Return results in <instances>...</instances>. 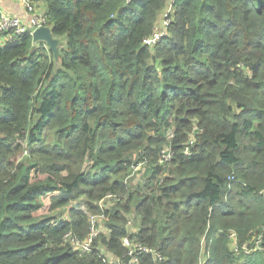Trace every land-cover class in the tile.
I'll list each match as a JSON object with an SVG mask.
<instances>
[{
    "label": "trees",
    "instance_id": "obj_1",
    "mask_svg": "<svg viewBox=\"0 0 264 264\" xmlns=\"http://www.w3.org/2000/svg\"><path fill=\"white\" fill-rule=\"evenodd\" d=\"M44 3L56 56L0 33V264L126 263L132 242L162 256L139 264H264L228 238L264 249V0ZM91 214L107 231L81 253L63 235Z\"/></svg>",
    "mask_w": 264,
    "mask_h": 264
},
{
    "label": "built area",
    "instance_id": "obj_2",
    "mask_svg": "<svg viewBox=\"0 0 264 264\" xmlns=\"http://www.w3.org/2000/svg\"><path fill=\"white\" fill-rule=\"evenodd\" d=\"M18 3L20 5V12L17 13L13 11L0 12V33H2L3 39L9 40L12 39L13 36L20 35L23 33H29L31 35L32 31L35 28L42 25H47V20L44 15V12H39L37 10L36 0H18ZM167 23H168V19L166 18L165 13H163L162 26L165 27ZM159 36L160 35L156 34L155 31H153L151 36L145 39V42L148 43L149 45H152ZM192 141L193 139L190 137L188 143L184 145L183 153L185 155L190 154L188 146L189 144L192 143ZM171 153L172 151L169 145L167 144L164 145V147L162 148V153L159 162L163 163L165 161H168L171 157ZM140 165L141 162H139L136 166H133V171L137 170V168L140 167ZM261 193L264 196V189L261 190ZM109 198H112L111 194H107V197L103 198L102 200H106ZM101 218H103V215L101 214L89 215L88 217V221L90 223L89 232L83 238H79L75 234H72L71 232H67L63 235V239L66 242H68L73 249H77L81 253L90 252L92 247V242L99 233V229L95 228V225L98 223V221ZM261 230L264 231V227H262ZM231 236L233 239L232 246L235 251H237V248H239L242 249L244 252H250L252 249L259 247V240L261 238V233L257 235L253 247H249L246 242L239 245L236 243V238L234 237L233 233L231 234ZM126 245H127L126 255L128 256V261L126 263L122 262L119 257L113 256L110 258L108 257V255L104 254L105 259L113 264H139V257L142 254L150 255L152 258L158 257L162 259V256L159 254L158 251H155V249H153L152 247L144 245L140 242H132ZM153 264H160V263L159 261H154Z\"/></svg>",
    "mask_w": 264,
    "mask_h": 264
},
{
    "label": "rangeland",
    "instance_id": "obj_3",
    "mask_svg": "<svg viewBox=\"0 0 264 264\" xmlns=\"http://www.w3.org/2000/svg\"><path fill=\"white\" fill-rule=\"evenodd\" d=\"M172 1V0H170ZM169 6V1L167 2V6L166 9H168ZM163 13H164V9L162 10V12L159 13V20L155 25L154 31L156 34L158 35H162L165 32V27L162 26V21H163ZM60 45H64V43H60ZM141 170L143 166H140ZM139 174V178L136 179V175ZM142 181V175H140V173H138L137 171L130 177L128 184L130 185H134L136 183H140ZM144 190V187L140 188V191ZM102 200V199H101ZM107 200V199H106ZM106 200H102V204L105 203ZM43 208L40 209V213L41 214H46V215H58V213H60L61 217H67L68 216V206L67 207H60V208H56L54 210L48 209V205H49V201L48 198H43ZM108 206H106L107 208ZM131 220V223L129 224V232H134L136 230V225L134 224L133 220ZM107 221L106 217L103 216V218H101L98 223L95 225V228L99 229V233H102L103 231H107V226L105 225V222ZM98 233V234H99ZM106 255H108V257H113V255L107 253L106 251H104ZM202 260V259H201Z\"/></svg>",
    "mask_w": 264,
    "mask_h": 264
},
{
    "label": "crops",
    "instance_id": "obj_4",
    "mask_svg": "<svg viewBox=\"0 0 264 264\" xmlns=\"http://www.w3.org/2000/svg\"><path fill=\"white\" fill-rule=\"evenodd\" d=\"M36 4H37V10L39 12H45V3H44V0H37L36 1ZM2 11H13L15 13L20 12V5L18 3V0H0V12H2ZM263 205H264V202H263ZM129 223H131V220H129ZM232 233L234 234V237L236 238V235H235L234 231L231 230L229 232V234H228V238L230 240V245L229 246H230V248H231L232 251L237 252V251H235L233 249V246H232V244H233V239H232V236H231ZM236 243L239 244L237 242V239H236ZM252 250H259L261 252H264V249L263 248H260V246L257 247V248H255V249H252ZM246 253H249V252H246ZM204 259H205V257H203V256L201 257L200 256L199 262L201 263Z\"/></svg>",
    "mask_w": 264,
    "mask_h": 264
},
{
    "label": "water",
    "instance_id": "obj_5",
    "mask_svg": "<svg viewBox=\"0 0 264 264\" xmlns=\"http://www.w3.org/2000/svg\"><path fill=\"white\" fill-rule=\"evenodd\" d=\"M258 6L262 4V0H257ZM32 39L33 41H42L44 42L48 48L52 51V53L56 56L57 54V38L52 36L51 29L47 25H42L35 28L32 31Z\"/></svg>",
    "mask_w": 264,
    "mask_h": 264
}]
</instances>
